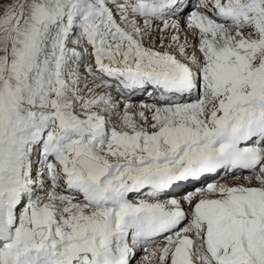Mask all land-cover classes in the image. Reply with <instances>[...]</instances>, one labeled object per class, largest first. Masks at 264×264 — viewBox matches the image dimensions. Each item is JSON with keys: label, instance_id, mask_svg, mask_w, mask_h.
I'll return each instance as SVG.
<instances>
[{"label": "snow or ice", "instance_id": "6c2138e0", "mask_svg": "<svg viewBox=\"0 0 264 264\" xmlns=\"http://www.w3.org/2000/svg\"><path fill=\"white\" fill-rule=\"evenodd\" d=\"M0 264H264V0H0Z\"/></svg>", "mask_w": 264, "mask_h": 264}, {"label": "rangeland", "instance_id": "374dc122", "mask_svg": "<svg viewBox=\"0 0 264 264\" xmlns=\"http://www.w3.org/2000/svg\"><path fill=\"white\" fill-rule=\"evenodd\" d=\"M229 179H231V178H229Z\"/></svg>", "mask_w": 264, "mask_h": 264}]
</instances>
